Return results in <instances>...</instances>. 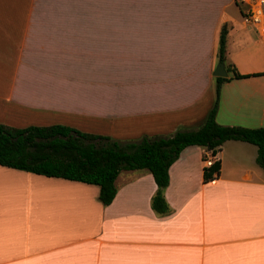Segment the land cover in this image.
<instances>
[{
  "label": "crops",
  "instance_id": "0c3cea01",
  "mask_svg": "<svg viewBox=\"0 0 264 264\" xmlns=\"http://www.w3.org/2000/svg\"><path fill=\"white\" fill-rule=\"evenodd\" d=\"M236 5L240 19L230 10ZM239 0H0V122L61 123L116 139L195 128L214 99L219 28L224 75L215 120L264 126V32ZM253 28V29H252ZM203 147L184 146L163 195L146 168L98 186L0 164V264H264V171L256 145L224 140L202 178Z\"/></svg>",
  "mask_w": 264,
  "mask_h": 264
},
{
  "label": "trees",
  "instance_id": "16d2710c",
  "mask_svg": "<svg viewBox=\"0 0 264 264\" xmlns=\"http://www.w3.org/2000/svg\"><path fill=\"white\" fill-rule=\"evenodd\" d=\"M225 33L222 24L216 47L217 59L221 62ZM244 75L234 70L229 77ZM229 77L215 75L214 99L197 127H179L168 135L116 139L61 123L13 126L0 122V164L94 183L102 204L113 198L114 178L120 169L146 168L156 184L150 206L157 213H166L169 207L163 189L168 183V167L186 145L196 144L215 152L226 139L246 140L256 145L255 160L264 171V126L228 125L215 120L220 84ZM218 167L217 159L203 166V180L211 178Z\"/></svg>",
  "mask_w": 264,
  "mask_h": 264
},
{
  "label": "built area",
  "instance_id": "2783aa9c",
  "mask_svg": "<svg viewBox=\"0 0 264 264\" xmlns=\"http://www.w3.org/2000/svg\"><path fill=\"white\" fill-rule=\"evenodd\" d=\"M241 8V20L250 24L257 30L264 32V0H239ZM216 152V151H215ZM215 152L203 148L204 166L209 165L215 159Z\"/></svg>",
  "mask_w": 264,
  "mask_h": 264
},
{
  "label": "water",
  "instance_id": "95a60500",
  "mask_svg": "<svg viewBox=\"0 0 264 264\" xmlns=\"http://www.w3.org/2000/svg\"><path fill=\"white\" fill-rule=\"evenodd\" d=\"M225 70L223 68V63L218 61L213 69V74L215 75H224Z\"/></svg>",
  "mask_w": 264,
  "mask_h": 264
},
{
  "label": "rangeland",
  "instance_id": "374dc122",
  "mask_svg": "<svg viewBox=\"0 0 264 264\" xmlns=\"http://www.w3.org/2000/svg\"><path fill=\"white\" fill-rule=\"evenodd\" d=\"M230 10L233 11V14L234 16H236L237 19H240V15H239V12H238V9L236 7V5H234L233 3L230 5ZM253 29V28H252ZM217 62H215V65H216ZM215 67V66H214Z\"/></svg>",
  "mask_w": 264,
  "mask_h": 264
}]
</instances>
